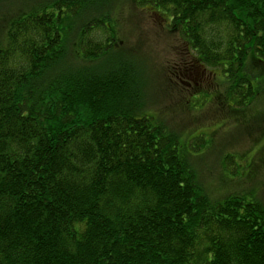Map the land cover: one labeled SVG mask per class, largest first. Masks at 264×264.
<instances>
[{
	"label": "trees",
	"instance_id": "obj_1",
	"mask_svg": "<svg viewBox=\"0 0 264 264\" xmlns=\"http://www.w3.org/2000/svg\"><path fill=\"white\" fill-rule=\"evenodd\" d=\"M132 1L221 71L224 100L252 102L264 0ZM32 2L0 25V264H264V205L213 199L146 113L112 0Z\"/></svg>",
	"mask_w": 264,
	"mask_h": 264
},
{
	"label": "rangeland",
	"instance_id": "obj_2",
	"mask_svg": "<svg viewBox=\"0 0 264 264\" xmlns=\"http://www.w3.org/2000/svg\"><path fill=\"white\" fill-rule=\"evenodd\" d=\"M27 1L4 0L0 25L35 3ZM111 8L115 41L143 81L146 113L179 137L200 184L213 199L238 192L264 205V69L257 59H245L257 94L248 106L234 108L224 100L221 71L198 66L167 16L132 0H112ZM200 136L203 143L195 140ZM226 155L233 164L225 165Z\"/></svg>",
	"mask_w": 264,
	"mask_h": 264
}]
</instances>
